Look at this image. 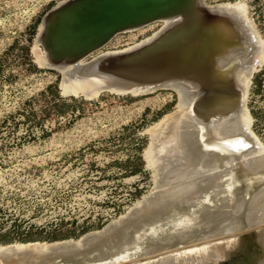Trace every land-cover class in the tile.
<instances>
[{"label": "rangeland", "instance_id": "1", "mask_svg": "<svg viewBox=\"0 0 264 264\" xmlns=\"http://www.w3.org/2000/svg\"><path fill=\"white\" fill-rule=\"evenodd\" d=\"M58 1L60 0H0V231L8 227V224L11 223L13 219H15V222L20 223L18 229L22 227L27 228L28 226H30L32 235L42 236L36 237L32 240L24 241L16 238L10 240L1 239L0 247L15 245L17 246V244L29 245V243H54L66 240L76 241L82 238V236L89 235L90 233L92 234V232L96 233L95 231L98 232L99 230L102 231V229H106L105 227H109L113 222L119 220L118 218H120L121 216H125L130 212L133 213L139 207L138 205L141 203V201L143 202L145 198H148L149 195V197H151V195H153L151 193H155L156 191L158 193L160 191V188L157 189L158 184L161 186L163 182L170 181L175 178V175L176 177H178L177 174H179V172L180 174L184 173L185 168L183 166L186 163L185 166L187 167V158H191V162L193 161V155L192 157H188V155L191 154H185L184 152L188 149H195L193 146H196L197 144V140H195L196 142H193L194 145H192V148H188L192 143L191 141H188V138L190 140L193 139L191 138L192 133H190L191 135L189 134V132L193 131L192 129L194 127L192 125L194 124V126H196V124L199 122L200 124H202L203 122H205L204 120H207L206 122H208L210 116L213 115L211 114L212 109V113H218L215 108H217L218 106L217 109L219 110L222 105L218 102L223 100L225 101L226 99V103L223 102V104L225 103L226 106L225 110L229 106L231 107L235 103L236 104L233 108L231 107L232 109L229 108L230 111L228 115L225 114L227 111L223 113V105V107H221L223 110H220V113H218L219 115L217 116V113L215 114L214 119L216 118V120H214V123H220V134L223 131V136L228 138L229 141L231 139V146L227 145V147L229 148L227 152H230L229 150L231 148L232 154L229 156L230 153L228 154L225 149H223L222 151L223 147L221 146L223 145L224 141H228L227 139L223 140L220 138V141L223 140L222 142H220L222 145L220 144L218 145L219 147L216 148L214 147V145L217 142L213 144V141H217V138L214 137L217 136L215 135L217 132H215V134L213 132L214 136H212L209 133L211 129L206 130V132L204 131L205 128H211V123L214 125V123L212 122L213 117H211V123L208 122V125L210 124L211 126L209 125L202 129L204 126L202 127L201 125H198L200 128L202 127L201 130L197 126L200 133L195 132V130L197 131L198 128H195L193 131L195 132V135H193L195 137L194 139L197 138L196 133H199L197 135L199 136L203 131L212 136L210 137L204 132V136L203 134H201L203 140L206 143L210 142V146L207 147L206 150H204L207 144L203 143L205 144V147L204 145L202 146V144L200 145L199 143L203 142L201 139V142H198V148H196L197 150H192L191 152L196 153L194 154V159L196 158V160L197 158H200L198 154H201L202 156L206 152L207 155L205 154L206 157L204 158H207V160L209 159L212 164H214V162L216 161L215 158H217V162L221 161L222 165L228 160L226 163H230V166L227 167L228 169L225 168L226 164L221 166L219 164L221 162L217 163V165H220L222 169L225 168V170L221 169L222 175L224 173L226 174L227 171L229 172V175L227 173L226 178L225 176L223 178L226 180L227 178L229 179L230 177L237 175V177H239L240 179L242 177V179H244L243 182H245L244 184H248V186H244L246 190L242 187L244 189H242L243 192L237 190V196L235 195V191L232 192L234 195L229 194L228 192L231 193V190L227 189L226 186L230 182L227 179L226 181L228 183H224V185L226 184L224 187L225 191L224 188H220L221 190L215 189L214 193H217V196L215 197L221 198L219 194H221L223 191V194L224 192H226V194L224 195H227V199L225 198L226 201L229 200L228 197L230 195H232L234 199L236 197V201H238L237 199H239L238 202H241V198H243L245 200H243L245 204L243 202L241 206L244 204L245 207H239H241L243 210L244 208H246L245 212L243 210L242 211L248 217L243 216L244 214L241 211V208L238 207V205L235 206L239 208V210L241 211V215L238 214L240 213V211L236 207L233 208L234 206L230 209V211L232 209H236L237 211H232L235 217L236 215H239L241 217L243 216V219L247 217L246 219L250 218L251 222L248 223L249 221L245 220V222L248 224H245L241 227L237 226L228 230L224 229L225 226L223 224L219 226L220 230L217 231V233L205 239L188 243L173 244L168 246L167 248L162 249V251L160 250V253L159 251H157L153 253L136 255V251L142 245L141 243L145 242V237L149 234L155 235L157 233V226H160L161 223L172 222L175 217L174 215H177V212H185L182 209V205H178L175 206L174 209L170 208L165 210L162 213V219L160 221H154L155 223H153L152 226H148L149 228L147 227L145 229H142V233L140 234L139 239L131 245H127L121 248L119 247L112 251H105L97 256H90L85 258L84 260L76 261L74 262V264H148L168 254L187 252L204 246L210 247L213 244L222 246L228 244L232 240L235 241V244L232 247L231 255L223 256L217 264H224L225 262L232 263L237 261L239 258L244 262V264H264V201L262 200L264 199V187H262V184L264 182H262V184L260 183L261 185H259V183L256 182V176L253 175H257L256 173H262V171L264 173V169L263 167H261L262 165L260 166L259 164L258 172H256L257 170H255L252 171V173L251 171L246 170L247 172L249 171V173L251 172V175H244L246 171L239 172V170H244L243 168L237 170V168H241L244 166L242 165L243 163L249 162L254 158H264V153H261L259 151L263 150L261 149V147L264 148V0H203L205 6H207L214 12L220 13V16L219 14H216L217 17H215V20L217 21L214 20L216 25H219L218 30L213 32L214 35L212 34L213 36H211V42H209L210 46L207 45L206 47H210L209 49L213 51L214 47L215 50L218 48V50L216 51L220 52L219 48L221 49L224 46L225 49L223 47L222 49L224 51H221L220 54L222 52L226 53L227 51L231 52L232 50V57L230 58V60L233 58V62H229V60L225 61V59L222 60L223 54L220 55L219 53H216V51L214 52L216 54H219V56H214L215 54L210 56L211 52H214H208V48H205L206 50L202 49L201 47L204 48V45L207 44V42L206 44H204V42L203 45H199V49H197L198 55L201 54L203 56L202 57L201 55H199V57H202V59H199L198 56V59L195 58V60H198H196L197 62H200V64L198 63L199 65L197 67L199 71H197L196 69L191 72L189 71L188 74L191 75L192 72V74H195L194 72L197 71L199 74L201 73V76L205 72V69H202L204 68L203 65H205V68L207 70V68L210 67V62L212 63V61L216 59L219 60V62L220 60L221 62L225 61V64L220 63L223 66H226L228 64L231 68H237L235 69L236 71H238V67H240L241 69H239L243 73L242 74L239 70L240 73L238 74L236 71H234L233 68L232 71L234 72V74L226 72V77L223 75L224 72H221V68L225 70V68H227L228 66L223 68L222 65H219V63L217 64L218 61L216 60L217 66H222L221 68H219L221 70L220 71L217 70L218 67L216 66V64L215 66L217 68H214V62L213 65L211 64V71H209L208 69V71L210 72V76L211 74L216 72L214 70L212 71V69H215L218 71L217 75L215 73L216 76H218V74L221 72L225 79L229 78L231 81H233V85L231 86V81L229 79V82L228 80H226V82H228V84H226L227 90H229L230 88L229 94L227 95H222L220 93L221 91L217 92L218 94H214L213 92H211L215 96H213V94L211 93H209L210 95H208L207 93V99L205 98V96L204 98H202V101H204V103L207 102L209 98L210 104L206 103V105H208L207 107L210 108L209 105H211L212 103V100L210 98H212L213 100L217 99V101H215L220 106L215 104L216 102L212 103L211 111H208L209 108L207 109L206 105L201 101L202 104H199L203 107L205 106V108L207 109L205 113H203V109H206L202 106H199V104L197 105L196 103H189V97H191L192 95H196L194 96L195 98L198 97L197 94L192 93H195V91H193L194 89L192 88V86L195 85L193 82H200L202 79L201 77H203H200L198 74L195 75H198L196 78L191 75V77H194L193 81L190 76H187L186 74V77L184 75L185 73L182 72L181 75L186 78L189 77L190 81L192 79V85L189 87L187 85V82L191 83L190 81H188L189 79L185 80L181 78L179 79L180 81L174 82V85H169L170 87H160L148 92L133 93L132 91L99 89L100 87L98 88V86L103 83L99 80L98 82L92 84L88 80L90 72H87V74H85L86 70L82 69L83 67H86L82 63H84L85 60L97 53H100V56H106L108 54L127 50L154 37V35H156L160 31L167 29L165 21L162 17L135 27L126 28L116 32L99 48L91 51L82 59L78 60L79 63L77 61L75 63H67V67H69V70L65 75L66 77L63 76L64 74H62V70L58 67V69H56L52 66H49L47 64L48 61L44 56L45 54L41 48V45L38 43L36 34L38 30H40L42 25L41 22H39L41 15L44 11H46L49 7H51ZM226 7L227 10L225 9ZM230 8L234 9L231 10ZM218 16L221 19H219ZM229 16L230 18L232 17V19H230V21L232 20L231 23L228 22L229 20H226L227 18H229ZM174 18V15L169 17V19L171 20H175ZM221 20H223V22ZM225 20L228 23L224 22ZM233 23H235L236 26H234ZM229 26L233 28H229ZM235 27L238 28L240 35L243 36L242 39H240L241 36H239V34L237 33L238 30ZM233 30L238 35L233 34ZM222 32L224 33L221 34ZM216 33L222 35H219L220 37H222V39L220 38L221 40L217 38L218 34ZM225 33H228V35L230 34L229 37L233 41H231L232 43L230 42L229 37L227 39H229L230 43L228 41H223V39L225 40L226 36H228L227 34L225 35ZM231 36L234 38L238 37L239 41L237 42V40H234V38L232 39ZM213 38L217 41H220L217 42ZM190 39H185V42L188 44L187 41ZM212 40L217 43H212ZM221 41H223V43ZM225 42L227 43L225 44ZM186 43L184 44L186 45ZM214 43L217 45H215ZM237 43L240 45V47L236 46ZM181 44L183 43H180L179 48L176 47L177 50L180 49L181 51L180 53H178L179 55H182L181 58H184L186 56L183 55V53H187L190 58H194V53L192 52L193 55H191V52L187 50L189 44L186 47L187 49L185 51L183 48L185 47V45L181 47ZM211 44L215 46L213 47L211 46ZM218 44H225L227 47L225 45L221 47ZM230 44L232 46H235L234 49L239 48L238 50L235 49L236 52L238 51L237 54L239 55H236L234 49H230L232 47H230ZM202 50L204 54L201 52ZM241 50H244L245 52H242ZM205 52L207 56H204ZM227 53L225 57H227L226 59H229L228 57L230 56L229 54L227 55ZM233 54L234 56H236V60H234L235 58L233 57ZM237 56L240 58H237ZM210 57L212 60H210ZM214 57L218 58L215 59ZM185 58L190 59L187 56ZM202 60H204L205 63ZM237 61L240 62V65L238 63H234ZM201 63L204 64L201 66ZM229 63L232 64L230 65ZM72 64H74V67L72 66ZM81 64L82 66H80ZM199 66H201L202 68ZM200 69L203 71H201ZM77 70H80L82 72V74H80L81 72L78 74L79 77H77L76 74ZM230 70L231 69H227L225 71ZM208 71H206L207 76L204 74V76L207 77L206 79H210L208 78ZM235 72L237 73V76L235 75ZM221 73L219 75H221ZM83 75H87V81H83ZM213 76L214 74L211 76V80L215 77ZM223 76H218L222 80L217 77V79H219L217 80V82L221 80V82L219 83L224 86H220V84H214L213 87L212 85L208 84L210 80H207L208 83L204 82L205 77H203L204 81L202 80V84L203 82L208 84L211 90L216 88L226 89L225 84L222 83V81H224L225 83V79H223ZM86 77H84V80L86 79ZM198 77L199 80H197ZM256 79H259V84H261L258 90H254L253 86V84H256ZM181 80L183 82V86H185L186 84L187 87L182 86ZM183 80H185L186 83H184ZM176 83H180L181 86H179L178 88V85L175 86ZM242 83H244L245 85ZM94 84H96L97 88ZM197 84L196 86H198ZM209 86L207 88H209ZM231 87L232 89L237 90L236 94L231 93ZM188 91H190L191 93ZM187 94H189L190 96H188ZM217 95L220 96L218 97ZM221 96H223L224 98H222ZM220 97L223 100L219 99L218 101V98ZM227 98L232 100L234 104H232L231 101H227ZM188 103L190 104L191 109L190 107H188L189 109L186 108ZM195 104L196 106L194 108L193 105ZM213 105L215 106V108H213ZM201 107L202 111L200 109ZM184 108L190 111H186L184 110ZM195 109L197 110V112L193 113ZM199 109L200 114L197 115V117L195 116V119L193 114H198ZM250 109L259 111L261 109V117L259 119V122L257 123L258 131L256 129H253L251 126L252 115L250 113ZM183 111H186V114H184ZM181 112L186 115V117H184L186 120L188 118V121L185 120V122H189V119H192V121L194 119L197 120V118H199L200 116L203 117V119H207H198V121L191 122V130L187 128V125L189 126V124H186L185 133H187V135H190V137L186 136V138L188 137V144L184 141L182 143H185L187 145L186 148L188 149L178 150L179 153L181 152V157H179V154H176V157L183 158L184 155L182 156V154L184 153L185 155H187V158L184 157L186 158L184 165L183 160L180 159L181 162L178 161L179 159L176 160L179 162L178 164L175 161L176 165H180L181 163L183 165L177 167L173 163V158L169 159L170 157H173L175 155L173 154L171 156L170 154L169 157H166L165 154L169 155L170 151L169 153L168 149H166L167 151L164 150L165 153L163 152V150L160 151L161 149L159 150V148H157V140L162 141V138L170 136L169 129L171 128V124L173 122V124H175L177 120L179 122L180 118L176 120L177 117L175 118V116L181 114ZM187 112H191L192 114L190 113L189 115L187 114ZM222 113L225 115V120L227 119L226 122L223 120L224 116ZM207 114L209 115V117H207ZM169 116L173 117L170 118V122L167 121V117ZM178 116L181 117L180 115ZM219 116H221L222 119L219 118ZM226 116L230 117L227 118ZM184 118L182 116L181 120ZM163 119L167 121V124H169V127L167 128L168 130H161V127L159 128V123L160 125L161 122L164 123ZM174 119L176 122L174 121ZM222 120L225 123H221L223 122ZM182 121L180 122L182 123ZM173 124L172 126H175ZM203 124L207 125L205 123ZM214 127L215 126H213V128ZM187 129L189 131H187ZM215 129L216 128H214V131ZM229 129L233 130V138L235 137V135H238L236 136L238 138H229V136L232 137V135H226L227 133H229V131L227 132L226 130ZM224 131L227 133L225 134ZM235 132H237V134ZM205 135L208 140L210 139L212 141L213 146H211L210 140L207 141V139L204 138ZM221 135L220 137H222ZM176 142V144L179 143V146H176L175 143L174 146H176L177 149H182L183 144L180 143L181 141ZM185 146H183V148ZM235 146L239 147L243 153L238 148L240 150L239 152L236 149L237 147L235 148ZM210 147L212 148V150L213 148L218 149L213 150V152L216 151L215 154L211 152ZM234 148L239 153H237L236 151L235 153L233 150ZM175 149L173 148L174 151ZM208 149H210V151H208ZM174 151L172 153H174ZM197 151H200L202 153L204 152V154L200 152L197 153ZM210 152L214 155H211ZM244 152L246 153L245 155H243ZM159 153H164V155H161ZM226 154L228 156H226ZM195 155H197L198 157H195ZM209 155L212 156V158H210ZM235 155H237V157ZM223 156L224 158H222ZM231 156H233V162L228 158ZM202 158H200V161H202ZM241 158H243V163H241L242 161H240ZM235 159L236 161L239 160L240 162H235ZM195 163L197 164L198 162L196 161ZM192 164L193 167L196 166L194 162ZM192 164L190 163L188 169L186 168V171H188L187 173L193 172V169H196V167L191 169ZM201 164L202 162H200V165L198 167L203 166ZM204 165L205 168H208L207 163ZM212 166L213 167H210L211 169H214L216 167V165ZM175 167H177L178 169H176ZM205 168H202V170H205ZM219 168L220 167H218V171L220 172ZM215 169H217V167ZM215 169L212 171H216ZM198 171L199 170L197 169L194 172ZM231 172L233 176L230 174ZM238 173L241 177L238 176ZM259 175L263 176V174ZM221 176H219L217 180L222 178ZM246 177L247 179H245ZM239 178L236 181L242 183ZM231 180L232 179H230V181ZM251 184H254L255 186L257 185L255 188H260L261 192L258 191V189L256 190L255 188H253L254 185L251 186ZM219 186L217 187L219 188ZM228 188H230V186ZM246 191L248 192L246 193ZM252 191L254 192L252 193ZM249 192H251V194L254 196L249 194ZM257 192L260 193V196L262 195V199H260L261 197L258 198L260 200L255 199V195H258ZM242 193H245L244 196H242ZM247 194H249L250 196H247ZM232 196H230V198ZM251 196L256 200H254L255 203L253 202L256 205V209L258 210L259 208L258 211L256 210L257 213L254 211L255 208L253 207L252 202V204L249 202L252 208L250 207V205L246 206V200H248L247 198H250ZM224 197L222 199H224ZM259 205L260 207H258ZM249 210L250 213L248 212ZM254 213H256L258 217H251ZM250 214L252 215L250 216ZM49 235H55V237H46ZM19 249H21V253L20 251H16ZM19 249L16 248L14 249V251L13 249H10L9 251H11V253L9 251H5L7 255L4 252L5 255L3 256H1L3 253L0 252V264H12L11 261L14 260H16L14 262L17 263V259L19 264L22 257H25V259L23 260L25 261L23 262L24 264H33V262L44 263L46 261L45 258H50L55 253H57V255L55 254L53 256H58L60 253H65V250H62L60 253L59 251H49L51 253L48 252L44 254L45 256H43L42 254L32 252L30 248H28L30 250H28L27 248L24 249L25 251L23 252V248ZM89 249V253H91V251L93 250V254L95 249H92L90 247H85V249H78L80 251L76 249V251L74 250L72 252H81L83 250L82 253L86 254ZM15 251L17 253H15ZM67 253L68 251H66V254ZM70 253H68L67 255H69ZM89 253H87L86 255L88 256ZM149 254L152 256H150ZM145 255L147 257H144ZM142 257L144 258L142 259ZM2 258H4L5 260ZM52 261L53 262L51 264H69L67 262L55 259H53ZM20 264H22V262H20ZM203 264L210 263L205 262Z\"/></svg>", "mask_w": 264, "mask_h": 264}, {"label": "bare ground", "instance_id": "2", "mask_svg": "<svg viewBox=\"0 0 264 264\" xmlns=\"http://www.w3.org/2000/svg\"><path fill=\"white\" fill-rule=\"evenodd\" d=\"M224 7V6H223ZM221 8H222V6H221ZM228 8H229V6H228ZM224 9V8H223ZM226 10H227V7L225 8ZM231 10H233L232 8H230ZM229 9V10H230ZM211 10V9H210ZM235 11V10H234ZM234 11H233V13H234ZM216 14H219V16H220V13H217V12H215ZM242 13V12H241ZM240 13V14H241ZM223 14V13H222ZM228 14V13H227ZM171 16H173V15H171ZM171 16H164V17H162L163 19H164V21H165V25L167 26V28L169 27V26H171L172 24H174L173 22V20H171V19H169V17H171ZM219 16H218V18H219ZM244 16V15H243ZM161 18V17H160ZM242 18V17H241ZM217 19V18H216ZM219 19H221V18H219ZM224 19V18H223ZM230 19H232V17L230 18V16H229V18H227L226 20H229L228 22L229 23H231V21H230ZM215 20V19H214ZM226 20L224 21V22H226ZM215 21H217V20H215ZM215 21H214V23H215ZM222 22H223V20H221ZM219 22H220V20H219ZM228 22H226V23H228ZM233 22H234V20H233ZM147 23V22H146ZM144 24V23H143ZM234 24V26H236L235 25V23H233ZM141 25V24H140ZM164 25V26H165ZM233 26V25H232ZM132 27H135V26H132ZM218 27H219V25H218ZM221 27V26H220ZM128 28H130V27H128ZM229 28H233V27H230L229 26ZM235 28H237V27H235ZM162 29V28H161ZM232 30V29H231ZM236 30V29H235ZM237 30H238V28H237ZM236 30V31H237ZM161 32V31H160ZM219 32V31H218ZM227 32V31H226ZM232 32V31H231ZM233 34H239V36H241V38L240 39H242V35H240V32H239V30H238V32L237 33H235V31L233 30ZM224 32H222L221 34H223ZM213 34V33H212ZM216 34H218L217 35V38H221L222 39V37H220V36H222L221 34H219V33H216ZM228 35V33H225V35ZM237 34V35H238ZM214 35V34H213ZM213 35H211V36H213ZM220 35V36H219ZM230 35V34H229ZM229 35L228 36H226V38H225V40L223 39V41H228L229 42V39H227L228 37H229ZM155 36V35H154ZM224 36V35H223ZM172 36L170 35V37L169 38H171ZM225 37V36H224ZM223 37V38H224ZM232 37V36H231ZM236 37V36H235ZM212 38V37H211ZM215 38H216V36H215ZM230 38V37H229ZM234 37H232V39H233ZM214 39V38H213ZM220 39V40H221ZM227 39V40H226ZM149 40V39H148ZM211 40V39H210ZM215 40V39H214ZM212 40V43L213 42H215V41H217V40ZM220 40H218V41H220ZM234 40H237V42L239 41V39H238V37H236V38H234ZM147 41V40H146ZM186 41V40H185ZM184 41V43H186ZM217 41V42H218ZM223 41H221L222 43H223ZM232 40H231V38H230V42H231ZM188 42V41H187ZM211 42V41H210ZM217 42H215V43H217ZM229 42V43H230ZM233 42V41H232ZM231 42V43H232ZM241 42V41H240ZM181 44V47L182 46H184L185 44ZM214 43V44H215ZM227 42H225V44H226ZM189 44V43H188ZM188 44L186 43V45H185V47H183L184 48V51L187 49L186 47L188 46ZM202 44V43H201ZM204 44H206V42L204 43ZM225 44H222V45H219V46H223V45H225ZM242 44H243V41H242ZM207 45H209V44H206V45H204V48L203 47H201L202 49H205V48H208V52H211V51H213V50H210L209 48L210 47H206ZM215 45H217V44H215ZM215 45H212L211 44V46H215ZM239 44L237 43V47H240V45L238 46ZM210 46V45H209ZM226 46V45H225ZM228 46H229V44H228ZM232 45L230 44V47H231ZM177 48H179V46L177 45L176 46ZM213 47H211V48H213ZM217 47V46H216ZM224 47V46H223ZM222 47V48H223ZM227 47V46H226ZM233 47V48H232ZM230 49H234V47L235 46H232ZM132 48V47H131ZM201 48H200V50H201ZM221 48V49H222ZM182 49V48H181ZM197 49H199V47L198 48H196V50ZM220 48H219V50H220V52L221 51H224L223 49L221 50ZM224 49H225V47H224ZM229 49V48H228ZM227 49V50H228ZM236 49V48H235ZM234 49V50H235ZM239 49V48H238ZM238 49H236V50H238ZM241 49H242V46H241ZM179 50V51H178ZM177 51H178V53H180L181 51H180V49H178ZM183 50V49H182ZM188 51H189V46H188V49H187ZM193 50V49H192ZM206 50V49H205ZM216 50H218V48L216 49ZM215 50V47H214V51H216ZM226 50V51H227ZM236 50H235V53H236V55H239V54H237V52H236ZM195 51V50H194ZM206 51V52H207ZM213 51V52H214ZM225 51V52H226ZM242 51V50H241ZM245 51H246V49H245ZM244 50L242 51V52H245ZM248 51V50H247ZM202 53H203V50L201 51ZM206 52H205V55L204 56H207L206 55ZM220 52H218V51H216V53H219L220 54ZM228 52V51H227ZM226 52V53H227ZM231 52H232V50H231ZM231 52H228L227 53V55L229 54V56L230 57H228L229 59H226L227 57H225L226 56V53H221L220 55H222L221 57L223 58H221L222 60H224L225 59V61H228L229 60V62L231 61V62H233L232 60H233V58L230 60V58L232 57V55H231ZM189 53V52H188ZM215 52L214 53H212L211 52V54H210V56L211 55H214V56H216V55H218L219 56V54H216ZM106 54V53H105ZM190 54V53H189ZM204 54V53H203ZM225 54V55H224ZM104 55V54H103ZM183 55H186L188 58H190V56H188L187 55V53L186 54H184L183 53ZM191 55H193V53L191 52ZM199 55H201V54H199ZM199 55H197L198 56V58L199 59H202V57L200 58L199 57ZM45 56V55H44ZM180 56V61L182 62H180V66L178 67V71L182 74V72L183 73H185L184 75L186 76V74H187V76H190V78H192L193 79V81H194V77L196 78L198 75L200 76V74L197 72V71H199V69L197 68L198 67V65L200 64V62H197L198 60V58L195 60L194 58H190V59H186L185 57L184 58H181L182 57V55H179ZM209 56V55H208ZM46 57V56H45ZM233 57L235 58L236 56H234V54H233ZM215 59L216 58H218V57H214ZM237 58H240V57H238L237 56ZM204 59V58H203ZM205 60H207V59H205ZM210 60H212L211 59V57H210ZM217 60V59H216ZM214 60V61H212V63L210 62V67H211V64L213 65V62H214V66H215V64H216V62H217V64L219 63V65H222V64H225L226 62L225 61H223V62H221V60H220V62H219V60ZM234 60H236V58L234 59ZM239 60V59H238ZM203 62H204V60H202ZM244 61V60H243ZM77 62H78V60H77ZM75 63V62H74ZM79 63V62H78ZM199 63V64H198ZM205 63V62H204ZM204 63H201V66L204 64ZM206 63H207V61H206ZM220 63H222V64H220ZM234 63H238L239 65H240V62H234ZM45 64H46V62H45ZM47 64L49 65V66H52V67H54V68H56V69H61L62 70V74H64L63 76L64 77H66L65 75H66V73L68 72V70H69V67H67V64H64V65H51V64H49L48 62H47ZM83 64V63H82ZM82 64L80 65V66H82ZM217 64H216V66H217ZM230 65L232 64V63H229ZM237 64V65H238ZM234 65V64H233ZM233 65H232V67H233ZM72 66L74 67V64H72ZM79 66V67H80ZM91 66V65H90ZM93 66V65H92ZM201 66H199V67H201ZM204 66V68H202V69H205L204 71V74L206 75V71H208V69H209V71H211L210 70V67L209 68H207V70H206V68H205V65H203ZM213 66V67H214ZM214 67V68H217L218 67V69L217 70H220L219 68H221V67H219V66H217V67ZM226 66H228L229 67V65L227 64ZM226 66H223V68L224 67H226ZM247 66V65H246ZM58 67V68H57ZM87 67V66H86ZM86 67H83L82 69L83 70H86ZM208 67V66H207ZM225 68V70H229V69H231L230 71H225V70H223L222 68H221V72H224L223 73V75L224 76H226V74L229 72L230 74H234V72L232 71L233 70V68H231V67H229V68ZM235 67H236V65H235ZM77 68V67H76ZM75 68V69H76ZM81 68V67H80ZM212 68V67H211ZM240 67H238V71H236L235 69H237V68H234V71H236L238 74L240 73L239 72V70L241 69H239ZM78 69V68H77ZM81 69V70H82ZM197 69V73L196 72H194L195 74H192L191 73V75H193L192 77H191V75H189L188 74V72L190 71H194V70H196ZM82 70V71H83ZM201 70V69H200ZM216 71V72H211V73H213L214 74V76L216 77V79H215V77L214 78H212V80L214 79V80H216V81H212L211 80V76L213 75V74H211V76H210V72L208 73L209 74V76H208V78H210V79H206L207 77V75L206 76H204V74H202L201 76H203V77H205V81L203 80V77H201L200 79H201V81L200 82H198V81H194L193 83L195 84L194 86H192V88L194 89L193 91H195V93L194 92H192L191 90V92L193 93V94H197V96L198 97H194V96H196V95H192L191 97H189L190 98V100H189V103L190 104H192V103H196L197 105L200 103V104H202V103H204V101H202V98H204V96H205V98L207 99V93H208V95H210L209 93H211V92H213L214 94H218L217 92H219V91H221L220 93L222 94V95H227V94H229V91H230V88H229V90H227V86H226V84H228V82H229V80L228 79H225V77L222 75V73H221V75H219L218 74V76H220V77H224L223 79H225V83H224V81H222V83L223 84H225V86H226V89L224 88V89H212L211 90V88H210V86L209 85H214V84H220V86H224V85H221V83H219V82H221V78H219L218 76H216L217 75V70H215V69H212V71ZM201 71H203V70H201ZM241 71V70H240ZM75 72V71H74ZM81 71L80 70H77L76 71V74H77V77H79L78 76V74L80 73ZM84 72V71H83ZM187 72V73H186ZM227 72V73H226ZM233 72V73H232ZM235 72V73H236ZM85 73V72H84ZM203 73V72H202ZM215 73H216V75H215ZM237 73L235 74L236 76H237ZM241 73H242V71H241ZM80 74H82V72L80 73ZM85 74H87V71H86V73ZM100 76H102V73H98ZM196 74H198L197 76H195ZM243 74V73H242ZM75 75V74H74ZM89 75V74H88ZM234 75V76H235ZM249 75V74H248ZM84 77H86L85 75H83ZM186 76V77H187ZM230 76V75H229ZM228 76V77H229ZM233 76V77H234ZM244 76V75H243ZM84 77H83V81H87V77H86V79L84 80ZM186 77H184V78H182V79H189L188 81H190V78L188 77V78H186ZM217 77L219 78V79H221L220 81H218L217 82V80H219V79H217ZM227 77V76H226ZM235 78V77H234ZM244 78V77H243ZM192 79H191V81H192ZM88 80L93 84V83H95V82H98L99 81V78L98 77H96V76H93V75H91L90 74V76H89V78H88ZM185 80H183L184 81V83H186V81ZM197 80H199V77L197 78ZM202 80L204 81V82H206V83H208V81L207 80H210V82L208 83V84H206V83H204L203 82V84H202ZM226 80H228V82H226ZM241 80V79H240ZM245 80H246V78H245ZM244 80V81H245ZM178 81H180V80H178ZM177 81V82H178ZM190 81V82H191ZM231 81V80H230ZM242 81V80H241ZM243 81V82H244ZM72 82V81H71ZM181 82H182V80H181ZM196 82V83H195ZM217 82V83H216ZM198 83V84H197ZM233 83V81H231L230 82V84H231V86L233 85L232 84ZM172 84H174V83H172ZM180 83H176V85H178V88H179V86H181V84L179 85ZM196 84L198 85V86H196ZM199 84H201V85H199ZM206 84V85H205ZM242 84H244V83H242ZM88 85V84H87ZM95 86H96V84H94ZM175 85V86H176ZM187 85H188V87L189 86H191L192 85V82L191 83H188L187 82ZM209 86V88H207L208 86ZM245 85V84H244ZM89 86H90V84H89ZM91 86H93V85H91ZM182 86H183V82H182ZM203 86H207L206 88L205 87H203ZM211 86V87H212ZM216 86V85H215ZM100 87V88H99ZM183 87H187L186 86V84H185V86H183ZM214 87V86H213ZM218 87V86H217ZM230 87V86H229ZM96 88H97V86H96ZM98 88L99 89H102V87L101 86H98ZM221 88V87H220ZM79 89V88H78ZM98 89V90H99ZM185 89V88H184ZM188 89V88H187ZM231 89H232V87H231ZM109 90H115V91H126V90H116V89H112V88H110ZM189 90V89H188ZM234 90V91H233ZM127 91H131V90H127ZM190 91H188V92H190ZM236 89H232V91H231V93H234V94H236ZM75 92V91H74ZM190 92V93H191ZM189 93V94H190ZM199 93V94H198ZM213 93H211V94H213ZM219 93V94H220ZM94 94V93H93ZM189 94H187L188 96H190ZM213 94V96H215ZM188 96H186V97H188ZM218 97L220 96V95H217ZM230 96V95H229ZM228 96V97H229ZM241 96V95H240ZM193 97V98H192ZM211 97H212V95H211ZM222 98H224L223 96H221ZM218 98V101H219V99L220 100H223L222 98ZM227 97V96H226ZM225 97V98H226ZM236 97V96H235ZM214 98V97H213ZM187 99V98H186ZM211 100H212V103H215L216 101H217V99H215V100H213L212 98H210ZM204 100V99H203ZM239 100V99H238ZM201 101H202V103H201ZM206 101V100H205ZM209 101V102H208ZM208 101L207 102H205L204 104L206 105V103H209L210 104V100H209V98H208ZM214 101V102H213ZM227 101H231L232 102V100H230V99H228L227 98ZM234 101H236V100H234ZM223 102H225L226 103V99H225V101L223 100V101H219L218 103L219 104H222L221 105V107H223V105H224V110L220 107V109L218 110L217 108H218V106H217V108H215V106L213 105V108H215L217 111H218V113H220V110L222 109L223 110V113L224 112H226L225 114H227L228 115V113H229V111H230V109H232L233 107H234V105L236 104H234L233 102H232V104H234V105H232L231 107L229 106L227 109H229V110H225V108H226V106H225V103L223 104ZM230 102V103H231ZM188 103V104H189ZM212 103H211V105H212ZM217 102L215 103V104H217V105H219ZM188 104H187V107L186 108H188V107H190V109H191V106H190V104H189V106H188ZM196 104L195 105H193V107L195 108V106H196ZM199 104V106H202V105H200ZM184 105H186V104H184ZM211 105H209L210 106V108L209 107H207L208 105H206V107H207V109H208V111H211ZM228 105V104H227ZM199 106H197V107H199ZM220 106V105H219ZM196 107V108H197ZM203 107V106H202ZM202 107L200 108L201 109V111H202ZM179 108V107H178ZM186 108H184V110H186ZM193 108V109H194ZM203 108H205V106L203 107ZM189 109V108H188ZM200 109L198 110L199 112H198V114L197 113H195V114H193L194 115V118H195V116L197 117V115H199L200 114ZM206 109V108H205ZM207 109L206 110H204L203 109V113H205V111H207ZM238 109V108H237ZM186 111H190V110H186ZM185 111V112H186ZM191 111H193V110H191ZM244 111V110H243ZM179 112V111H178ZM184 111H183V113L184 114H186ZM194 112H197V110L195 109V111H193V113ZM212 112H213V109H212ZM211 112V114H213V115H211L210 116V118H209V120H208V122H210L211 121V117H213L212 118V122L214 123L215 121L214 120H216V118L214 119V116H215V114L217 113L216 111V113L214 114V113H212ZM222 112V111H221ZM180 113V112H179ZM182 112H181V114H178V115H180L181 117H179L178 115H176L175 116V118H176V120L178 119V118H180L179 119V122H178V120H177V122L179 123H177L176 121H175V119H174V121L176 122L175 124H173V125H175V126H172V124H171V128L169 129V134H170V136H167L168 135V133H167V137L165 138H162L163 140L162 141H160V140H157L158 141V143H157V148H159V150L160 151H162L163 150V152L165 153V151L164 150H166V149H168V153H169V151H170V153H169V155L168 154H165L166 155V157H169L170 156V154H171V156L174 154L175 156H173V157H170L169 159H171V158H173V163L175 164L176 162L179 164V162L178 161H180V159L181 160H183L184 162H183V165H184V163H185V160H186V158H187V155H185L186 153H189V154H191V155H188V157L190 156V157H192V155H193V161L191 162V158H187L188 160H187V167L185 166L186 165V163H185V165L183 166L182 165V163L180 164L181 166H183L184 168H182V169H184V173L183 174H180V172H179V174H177V176L178 177H176V175H175V178H173L172 180H170V181H166V182H163V184L160 186L159 184H158V187H157V189L158 188H160L159 190V192L157 193V191L155 192V193H151V194H153V195H151V197H149L148 196V198H145V200L142 202L141 201V203L138 205L139 207L136 209V211H134L133 213L132 212H130V213H128L127 215H125V216H121L120 218H118L119 220H117V221H115V222H113L109 227H105L106 229H102V231H95L96 233H94V232H92V234L90 233L89 235H86V236H82V238H80L79 240H76V241H68V240H66V241H62V242H54V243H35V244H30L29 243V245L27 244V245H18L17 244V246L15 245V246H8V247H0V252H2L1 254V256H3V255H5L4 254V252L5 251H9L10 249L12 250L13 249V251H14V249H19V248H23V250H22V252L23 251H25L24 249H28V248H30L31 249V251L32 252H34V253H39V254H42L43 256H45L44 254H46V253H48L49 251H59V253L62 251V250H65V253L64 254H66V251H68V253H73L72 251H76V249L78 250V249H85V247H90V248H92V249H95L94 250V252H93V254H92V251H91V253H89L90 252V249H89V251L87 252V253H89L88 254V256H97V255H99V254H102L103 252H105V251H112V250H115V249H117V248H121V247H124V246H127V245H131L132 243H134L135 241H137L138 239H139V237H140V234L142 233V229H145V228H147L148 226H152L153 225V223H155L154 221H160L162 218H161V216H162V213L165 211V210H167V209H170V208H172V209H174V207L175 206H178V205H182V209L185 211V212H183V213H179V212H177V215L175 214L174 216V220L172 221V222H170V223H161L160 224V226H157L158 228H157V233L155 234V235H151V234H149V235H147L146 237H145V242L144 243H141L142 245H141V247L136 251V255H139V254H147V253H153V252H157V251H159V253H160V250L162 251V249H164V248H167L168 246H170V245H173V244H181V243H188V242H194V241H199V240H201V239H205V238H207V237H210L211 235H213V234H215V233H217V231H219L220 230V227L219 226H221V225H223L224 224V229H232V228H234V227H237V226H239V227H241V226H244L245 224H248V223H250L251 221H250V218L249 219H246L248 216L247 215H245L244 214V212H245V209L246 208H244V210L241 208V207H245V200L243 199V198H241V202H238L239 201V199H237L238 201H236V197H235V199L233 198V196L232 195H230V196H232L231 198H233V199H231L230 198V196H229V194H233L232 192H234L235 191V195H236V191L237 190H239V191H241V192H243V190L245 189L246 190V188H244V186L246 185V186H248V184H244L245 182H243L244 181V179H242V177L239 175V173H238V176H240L241 177V179L239 178V177H237V175L236 176H233L232 175V172L230 173L233 177H230L229 179H228V181L230 182L227 186H226V188L227 189H230L231 190V193L230 192H228L229 194H228V198H229V200H227L226 201V199H227V195H224V194H226V192H224V194H223V191H222V195L221 194H219L220 196H221V198H218V197H215V196H217V193H216V195H215V193H214V190L216 189V190H219L220 188H224L225 187V185L228 183L223 177L225 176V178H226V175H227V173H228V175H229V172L227 171L226 172V174L224 175H222V170L224 169L225 170V168H227L228 166H230V163H228V164H226L227 163V161H226V163H223V165H225V168H223L222 169V167L221 166H223L222 165V162L221 161H218L217 162V158H215L214 156V158L216 159V161L214 162V164H212L210 161H209V159L207 160V158H204V157H206V152H205V154H204V152L202 153V152H200V153H202V154H204V155H202L201 156V154H198V156H200V158H202V161H200L201 159L199 158H197V160H196V158L194 159V154H196V153H194V152H191L192 150L194 151V150H197L196 148H198V142H201V139H202V143H199L200 145L202 144V146L204 145V147H205V144H203V143H206L204 140H203V138H202V135L201 134H203V132L205 131L206 132V130H209V129H211L210 131H209V133L212 135V136H214V134H215V132H217L215 135H217V136H219V137H217V136H214L215 138H217V141L216 140H214L213 141V144H215L216 142V144L214 145V147H219L218 145H220L221 143L220 142H222L223 140H228V138H226L225 136H223V131H222V135L220 134V129H219V125H220V123H214V125L211 123V128H205V127H207V126H209L208 125V122H206L207 120H204V119H207V118H204L203 119V117H199V118H197V120H195L194 118V120L193 121H198V119H203L205 122H203V123H205V124H207V125H204L202 122V124H200V122L199 123H197L196 124V126H194V124L192 125L194 128L192 129L193 131H194V129L196 128H198L199 126L198 125H201L202 127V129H204L205 128V130L203 131V132H201V136L199 135V136H197L199 133H200V131H199V128H198V130L196 131L195 130V132H199V133H196V139H194L195 137L193 136V135H195V132H193V131H191V132H189V134L190 133H192V136H191V138H193L192 140H190L188 137V141H191L192 143L195 141V140H197V144H196V146L194 145V143L192 144L191 142V144H190V147H188V148H192V145H194L193 147L195 148V149H188V148H186L187 147V145L185 144V143H182L183 141L184 142H187V144H188V141H187V138H186V136H189L190 137V135H187V133H185L186 132V124H189V126L187 125V128H192V126H190L191 124V122H193L192 121V119H189V122H185V118L184 117H186V115H184ZM190 113L191 112H187V114H189L190 115ZM209 113V112H208ZM217 113V116L219 115ZM222 113V114H223ZM192 114V113H191ZM221 114V115H222ZM208 115V114H207ZM206 115V116H207ZM182 116H183V118L184 119H182L181 120V118H182ZM206 116H204V117H206ZM223 116H224V121L226 122V120H225V115L223 114ZM231 116V115H230ZM230 116H228V117H230ZM172 117V116H171ZM170 116L169 117H167V118H165V119H167V121H169L170 120V118H171ZM187 117H189V116H187ZM207 117H209V115L207 116ZM227 117V116H226ZM227 117V118H228ZM246 117V116H245ZM173 118V117H172ZM190 118H192V117H190ZM219 118H221V116H219ZM233 118V117H232ZM237 118H238V116H237ZM222 119V118H221ZM173 120V119H172ZM171 120V121H172ZM199 120V121H200ZM217 120H218V118H217ZM222 120V121H223ZM167 121L166 120H164L163 119V122L164 123H162L161 122V125H160V123H159V128L161 127V130H163V129H166V130H168L167 128L169 127V124H167ZM180 121H182V123L180 122ZM186 121H188V118H187V120ZM221 122V123H225V122ZM234 121V120H233ZM170 122V121H169ZM184 122V123H183ZM219 122H220V120H219ZM229 123V122H228ZM217 124V125H216ZM158 125V124H157ZM198 126V127H197ZM213 126H215L214 128H216L215 129V131H214V128H213ZM217 126H218V129H217ZM200 128V129H201ZM201 129V130H202ZM225 129V128H224ZM227 129V128H226ZM230 129H232V128H230ZM226 130L227 132L229 131V133H227V132H225V134L228 136V134L229 135H232V137L231 136H229V138H233V130ZM156 130H158V129H156ZM155 130V131H156ZM191 130V129H190ZM218 130V131H217ZM187 131H189L188 129H187ZM158 132V131H157ZM163 132V131H162ZM204 132V133H205ZM213 132H214V134H213ZM219 132V133H218ZM238 132V131H237ZM237 132H235L236 134H237ZM250 132V131H249ZM231 133V134H230ZM163 134V133H162ZM161 134V135H162ZM165 134V133H164ZM205 134H207V133H205ZM219 134V135H218ZM247 134V133H246ZM207 135H209V134H207ZM220 135L222 136V137H220ZM245 135V134H244ZM165 136V135H164ZM203 136H204V134H203ZM210 136V135H209ZM208 136V137H209ZM212 136H210V137H212ZM236 136H238V135H235V137L234 138H238V137H236ZM199 137V138H198ZM201 137V138H200ZM224 137H225V139H224ZM204 138H206V135H205V137ZM219 138V139H218ZM220 138L221 139H223V140H221L220 141ZM233 138V139H234ZM239 138H240V136H239ZM244 138V137H243ZM160 139V138H159ZM207 139V138H206ZM205 139V140H206ZM210 140V139H209ZM208 139H207V141H209ZM218 140H219V142H218ZM241 140V139H240ZM176 141H178V142H180V143H182L183 144V146H185L184 148H183V146H182V149H177V147L176 146H179V143L178 144H176L177 142ZM211 141V140H210ZM230 141H231V139H230ZM229 140L228 141H224L223 142V145L221 146V147H223L222 148V151H223V149H225L226 150V152L228 151V147H227V145H229V146H231L230 145V142ZM233 141V140H232ZM176 142V143H175ZM234 142V141H233ZM257 142V141H256ZM176 144V146H174L175 144ZM226 143H228V144H226ZM173 144V145H172ZM207 144V146L205 147V149L204 150H206L207 149V147H209L210 146V142H207L206 143ZM209 144V145H208ZM213 144H212V141H211V146H213ZM217 145V146H216ZM156 146V145H155ZM175 149V147H176V149H177V152H176V149H175V151L173 150V148ZM189 146V145H188ZM201 146V147H202ZM225 146V147H224ZM171 147V148H170ZM227 147V148H226ZM234 147V146H233ZM237 146H235V148H236ZM150 148V147H149ZM211 148V147H210ZM235 148L233 149L234 150V152L236 151L237 153H239L240 152V148L239 147H237L236 149L239 151H237V150H235ZM240 150H239V149ZM169 149H172L173 151H174V153H172L173 151L172 150H169ZM186 150V149H188L187 151H183L184 153L182 154V156H183V158L184 157H186V158H178V157H176L178 154H179V157H181V155H180V153H179V151L178 150ZM215 148H213V150H214ZM261 149H263L264 150V148L263 147H261ZM156 150H158V149H156ZM213 150H212V148H211V152H213ZM215 150H218V149H215ZM220 150H221V148H220ZM263 150H259L261 153H264V151ZM167 151V150H166ZM172 151V152H171ZM208 151H210V149H208ZM230 152H227L228 154H229V156L232 154L231 153V148H230V150H229ZM158 152V151H157ZM156 152V153H157ZM191 152V153H190ZM198 151H197V153H199ZM210 152V154L212 155L213 153L215 154V152H213V153H211ZM218 152V151H217ZM225 152V151H224ZM235 152V153H236ZM241 152H242V150H241ZM257 152V151H256ZM259 152V153H260ZM164 153L163 154H161V153H159V154H161V155H164ZM243 153V152H242ZM150 154V153H149ZM177 154V155H176ZM213 154V155H214ZM246 153L244 152V154L243 155H245ZM158 155V154H157ZM160 155V156H161ZM168 155V156H167ZM238 155V154H237ZM237 155H235L236 157H237ZM242 155V154H241ZM242 155V156H243ZM197 155H195V157H196ZM197 156V157H198ZM210 156V155H209ZM208 156V157H209ZM226 156H228L227 154H226ZM239 156V155H238ZM154 157V156H153ZM156 157V156H155ZM149 158H151V157H149ZM161 158V157H160ZM175 158H177V159H175ZM210 158H212V156H210ZM219 158V157H218ZM222 158H224V156L222 157ZM232 162L234 161L233 160V156H231V157H228ZM239 158V157H238ZM244 158V157H243ZM243 158H241V160L240 161H242L241 163H243L244 161L242 160ZM162 159V158H161ZM179 159V160H178ZM157 160V159H156ZM164 160V159H163ZM176 160H178V161H176ZM195 160V161H194ZM199 160V161H198ZM204 160V161H203ZM221 160H224V159H221ZM229 160V161H230ZM176 161V162H175ZM192 164L193 162H194V164L196 165V166H194L193 167V164H192V168L191 169H193V168H195L196 167V169H193L194 171H196L197 169L199 170L198 172H190V173H187L188 171H186L187 169H188V166H189V162ZM198 162L197 164L195 163V162ZM206 161V162H205ZM239 161V160H238ZM238 161H236V159H235V162H238ZM239 161V162H240ZM181 162V161H180ZM200 162H202V164L201 165H203V166H200L201 167V169H200V167H198L199 165H200ZM205 162V163H204ZM219 162H221V163H219ZM224 162V161H223ZM208 164V168L206 167L205 168V165L204 164ZM211 164V166H210V164ZM217 163H219L220 165L218 166L217 165ZM240 163V164H241ZM166 164V163H165ZM164 164V165H165ZM176 165L177 167L178 166H180V165ZM245 163H243L242 165H244ZM156 165V164H155ZM167 165H168V163H167ZM166 165V166H167ZM212 165H216V167H217V169H215L216 171H212V170H214L213 168L211 169L210 167H213ZM174 166V165H173ZM172 166V167H173ZM210 166V167H209ZM258 166H259V164H258ZM260 166H261V164H260ZM177 167H175L176 169H178ZM198 167V168H197ZM218 167H220L219 169H220V172L218 171ZM240 167H241V165H240ZM261 167H263V166H261ZM187 168V169H186ZM202 168L204 169L205 168V170L206 169H209V170H202ZM244 169V170H239V172L240 171H246V170H248V169H245L246 167H245V165L243 166V167H241V168H237V170L238 169ZM190 169V170H191ZM222 169V170H221ZM228 169V168H227ZM226 169V170H227ZM161 170V169H160ZM235 170H236V168H235ZM250 170V169H249ZM252 170V169H251ZM250 170V171H251ZM263 170V169H262ZM158 171V170H157ZM186 171V172H185ZM192 171V170H191ZM219 172V173H218ZM256 172H258V171H256ZM182 173V172H181ZM220 173H221V175H220ZM244 173V172H243ZM248 173H249V171H248ZM262 174H263V176H264V173H263V171H262ZM221 176L222 178H220L221 180L223 179L224 180V182H223V180L221 181L220 179L219 180H217L218 178H219V176ZM235 175V174H234ZM244 175H245V173H244ZM243 175V176H244ZM249 175V174H248ZM250 175H251V172H250ZM254 176H255V174H253ZM252 175V176H253ZM218 176V177H217ZM263 176H261V177H263ZM228 177V176H227ZM240 179L241 181H242V183L241 182H237L236 180L237 179ZM250 178V177H249ZM264 178V177H263ZM230 179H232L231 181H230ZM245 179H247V177L245 178ZM255 179V178H254ZM165 180V179H164ZM163 180V181H164ZM219 181V182H218ZM248 181V180H247ZM217 182V183H216ZM222 184H221V183ZM226 182V184L224 185V183ZM249 183V182H248ZM218 184V185H217ZM261 184H262V182H261ZM156 185H157V183H156ZM221 185H224V186H220ZM254 184H251V186H253ZM259 185H260V183H259ZM263 186L262 187H264V183L262 184ZM217 186H219V188L217 187ZM230 186V188H228ZM245 186V187H246ZM257 186V185H256ZM255 185L253 186V188H255L256 187ZM216 187V188H215ZM244 189H243V188ZM261 187V186H260ZM261 187V188H262ZM238 188V189H237ZM241 189V190H240ZM243 189V190H242ZM256 189V188H255ZM255 189H254V191H255ZM258 189V191H260V188H257ZM256 189V190H257ZM221 190V189H220ZM262 190V189H261ZM224 191H225V188H224ZM227 191H229V190H227ZM248 191H249V189H248ZM248 191H246V193L248 192ZM254 191H252V193L254 192ZM218 192V191H217ZM245 192V191H244ZM261 192V191H260ZM219 193H220V191H219ZM238 193V192H237ZM258 193V195H255L256 197H255V199L257 200L258 198H260L261 196L259 195L260 193L259 192H257ZM263 193V192H262ZM261 193V194H262ZM243 194V193H242ZM245 194V193H244ZM244 194L242 195V196H244ZM249 194H251V192H249ZM249 194H247V196L249 195ZM255 194V193H254ZM225 197H224V196ZM234 195V194H233ZM239 195H240V192H239ZM238 195V196H239ZM252 195V194H251ZM219 196V197H220ZM224 197V199H222L223 197ZM237 196V195H236ZM241 196V197H242ZM246 196V195H245ZM246 196V197H247ZM250 196V195H249ZM252 196H254V195H252ZM250 197V198H247L248 200H246L247 202H248V204H247V202H246V206L248 205H250V207H251V204L254 202L255 203V199H254V197ZM258 196V197H257ZM245 197V198H246ZM263 197H264V195H263ZM263 197H261L260 199H262ZM226 198V199H225ZM240 198V197H239ZM251 201H250V200ZM260 199H258V200H260ZM244 200V201H243ZM255 200V201H254ZM263 201H264V199H262ZM244 202V204L241 206V204ZM249 202L251 203V204H249ZM252 204L253 205V207L255 208V212L257 213V211L259 210V208L258 207H260V205L257 207L258 208V210L256 209V205L255 204ZM238 205V207L239 206H241V207H239V208H241V211L243 212V216H247L245 219H243L241 216H239V215H236V217L233 215V213H232V211H237L236 209L235 210H231L230 211V209L233 207V208H235L236 206ZM229 206H230V208H229ZM238 207H236L238 210H239V208ZM249 207V208H250ZM229 208V209H228ZM252 208V207H251ZM248 209V208H247ZM178 210V209H177ZM257 210V211H256ZM240 211V210H239ZM238 211V212H239ZM241 211H240V213H238V214H240L241 215ZM253 211V212H254ZM247 212V211H246ZM249 213H250V210L248 211ZM247 212V213H248ZM252 213V212H251ZM256 213H254L253 214V216H251L252 214H250V216L251 217H253V218H255V217H258V215H256ZM231 215H232V217H235V218H232L231 217ZM249 216V217H250ZM245 220H248L247 222L248 223H246L245 222ZM256 220V219H255ZM245 222V223H244ZM149 228V227H148ZM102 237V238H101ZM99 239H101V240H99ZM103 239V240H102ZM263 240H264V237H263ZM207 241V240H206ZM192 244V243H191ZM197 244V243H196ZM235 244V241L234 240H232L231 242H229L228 244H225V245H222V246H219V245H212V246H210V247H206V246H204V247H200V248H198V249H193V250H191V251H187V252H180V253H174V254H168V255H165V256H162V257H160V258H158V259H156L154 262H152V263H148V264H203V263H205V262H209L210 264H217L218 263V261L223 257V256H230L231 255V250H232V247H233V245ZM188 245H190V244H188ZM177 248V247H176ZM179 248V247H178ZM215 248V249H214ZM30 249H28V250H30ZM21 249H19V250H16V251H20ZM88 250V249H87ZM15 251V253H17ZM78 251H80V250H78ZM83 251V250H82ZM81 251V252H82ZM164 251V250H163ZM10 253H11V251H9ZM9 252H8V254H9ZM6 253V252H5ZM20 253H21V251H20ZM49 253H51V252H49ZM67 253V254H68ZM70 253V254H71ZM86 253V254H87ZM56 255H57V253H55ZM55 254H53V255H55ZM61 254V253H60ZM59 254V255H60ZM69 254V255H70ZM86 254H84L85 256H87ZM90 254H92V255H90ZM157 254V253H156ZM156 254H154V255H156ZM6 255H7V253H6ZM52 255V256H53ZM72 255V254H71ZM83 255V254H82ZM150 255V254H149ZM27 256V255H26ZM150 256H152V255H150ZM21 257V256H20ZM30 257V256H29ZM144 257H147L146 255L144 256ZM144 257H142V259L144 258ZM149 257V256H148ZM14 258V257H13ZM139 258H141V257H139ZM2 259H4V258H2ZM16 259V258H15ZM21 259V258H20ZM25 259V257L23 258L22 257V259H21V261L20 262H22V264H24L23 262H25V261H23ZM0 260H1V257H0ZM5 260V259H4ZM32 260V259H31ZM35 260V259H34ZM135 260V259H134ZM14 261H16V260H14ZM14 261H11L12 262V264L13 263H15V264H18V259H17V263L16 262H14ZM8 262V261H7ZM9 262H10V260H9ZM20 262H19V264H20ZM135 262V261H134ZM122 263V262H121ZM114 264V263H113ZM116 264V263H115Z\"/></svg>", "mask_w": 264, "mask_h": 264}, {"label": "water", "instance_id": "3", "mask_svg": "<svg viewBox=\"0 0 264 264\" xmlns=\"http://www.w3.org/2000/svg\"><path fill=\"white\" fill-rule=\"evenodd\" d=\"M171 15L175 16L174 24L149 40L106 56L97 53L83 63L86 71L103 83L102 89L148 92L170 87L174 84L169 83L184 78L178 71L181 59L177 45L191 38L189 51L195 59L198 55L195 48L204 42L210 44L212 33L218 30L214 23L217 15L203 0H60L41 15L42 25L36 37L48 63L63 65L82 59L120 30ZM251 161L244 164L251 172L259 170L256 164L264 169V158ZM256 174V182H264L259 175L262 173ZM72 254L52 256L45 258L44 263L33 264H51L53 259L74 264L90 257L82 252ZM224 264L244 262L239 258Z\"/></svg>", "mask_w": 264, "mask_h": 264}, {"label": "trees", "instance_id": "4", "mask_svg": "<svg viewBox=\"0 0 264 264\" xmlns=\"http://www.w3.org/2000/svg\"><path fill=\"white\" fill-rule=\"evenodd\" d=\"M256 84H253L254 86V90H258L261 86V84H259V79L255 80ZM261 111V109H260ZM259 110H252L250 109V113L252 115V123L251 126L253 129H256L258 131L257 128V123L259 122V119L261 117V112ZM19 222H15V219L12 220L11 223L8 224V227L4 228L2 231H0V240H10L13 238L19 239V240H32L36 237H42V236H35L31 234V228L30 226H28L27 228L22 227L20 229H18L19 227ZM11 229V230H10ZM84 230V229H82ZM12 231V232H10ZM46 237H50V238H54L55 235H49Z\"/></svg>", "mask_w": 264, "mask_h": 264}]
</instances>
